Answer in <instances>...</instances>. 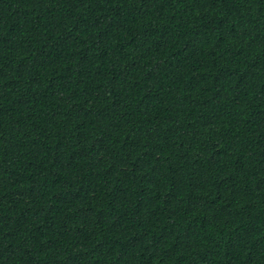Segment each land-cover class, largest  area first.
<instances>
[{"label":"trees","instance_id":"obj_1","mask_svg":"<svg viewBox=\"0 0 264 264\" xmlns=\"http://www.w3.org/2000/svg\"><path fill=\"white\" fill-rule=\"evenodd\" d=\"M0 264H264V0H0Z\"/></svg>","mask_w":264,"mask_h":264}]
</instances>
